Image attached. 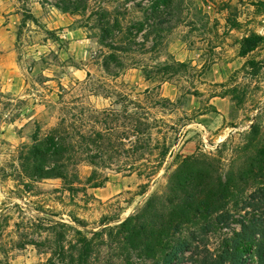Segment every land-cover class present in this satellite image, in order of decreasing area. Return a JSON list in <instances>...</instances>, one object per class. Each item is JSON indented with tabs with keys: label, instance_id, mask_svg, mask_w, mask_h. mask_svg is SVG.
I'll list each match as a JSON object with an SVG mask.
<instances>
[{
	"label": "rangeland",
	"instance_id": "rangeland-1",
	"mask_svg": "<svg viewBox=\"0 0 264 264\" xmlns=\"http://www.w3.org/2000/svg\"><path fill=\"white\" fill-rule=\"evenodd\" d=\"M251 36L264 38V0H0V264H71L80 234L96 264H129L117 228L140 201L127 194L153 174L149 195L166 192L165 144L239 171L251 129L264 144V42L240 54ZM50 139L72 185L34 179L28 149ZM94 177L107 182L83 190Z\"/></svg>",
	"mask_w": 264,
	"mask_h": 264
},
{
	"label": "trees",
	"instance_id": "trees-1",
	"mask_svg": "<svg viewBox=\"0 0 264 264\" xmlns=\"http://www.w3.org/2000/svg\"><path fill=\"white\" fill-rule=\"evenodd\" d=\"M74 5L76 3H63V9L71 11ZM29 20L35 22L33 17ZM166 24L167 21L160 26ZM263 42L264 38L260 36L243 39L240 43L241 57L251 54ZM179 67L184 68L185 65L180 64ZM162 102L170 103L167 100ZM258 136V128L251 129L245 138V146L234 149L239 171L234 172L233 169L227 173L215 169L216 163L223 166L222 158L219 161L201 154L183 159L179 155L174 156L171 147L165 144L155 163L162 167L169 157L173 159L166 192L149 195L155 184L151 181L153 174L147 177V184L139 187L138 193L127 194L130 206L140 201L133 215L117 228L119 235L125 234L124 251L128 254V263L249 264L255 260V264H264L263 214L255 216L264 211V144L260 145ZM49 145L57 146L55 140L50 139L28 149L30 156L27 160L32 159L34 163V179L59 180L72 185L62 163V150L54 151ZM173 165H177L174 170ZM106 182V179L94 177L86 181L83 190L100 189ZM251 191L253 193H249ZM70 192H74L72 187ZM110 224L112 222L108 220L102 225L107 227V233L112 231ZM232 226H238L239 231L220 235L222 239L213 249L211 241L223 230H232ZM78 236V241L71 245V264H96L94 241L87 235ZM66 260L67 256L65 264ZM47 264L58 263L50 260Z\"/></svg>",
	"mask_w": 264,
	"mask_h": 264
},
{
	"label": "crops",
	"instance_id": "crops-1",
	"mask_svg": "<svg viewBox=\"0 0 264 264\" xmlns=\"http://www.w3.org/2000/svg\"><path fill=\"white\" fill-rule=\"evenodd\" d=\"M214 100H217V99H214ZM213 107L216 109V112L218 114H220L219 118H221V119H224V118L228 119V117L233 112L231 105L226 100H220L219 102L213 103ZM213 116H216V114L215 115H213V114L205 115V116H202L201 118H204L205 120H211L212 118H214ZM201 128L204 129L203 127H201ZM206 133H208V132H206Z\"/></svg>",
	"mask_w": 264,
	"mask_h": 264
}]
</instances>
